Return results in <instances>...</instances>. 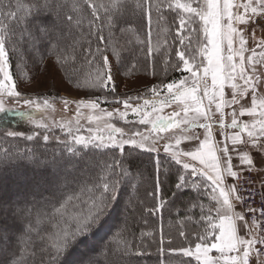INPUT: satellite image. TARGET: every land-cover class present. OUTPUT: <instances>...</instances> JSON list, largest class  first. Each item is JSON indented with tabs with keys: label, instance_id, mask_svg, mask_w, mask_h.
I'll list each match as a JSON object with an SVG mask.
<instances>
[{
	"label": "snow or ice",
	"instance_id": "1",
	"mask_svg": "<svg viewBox=\"0 0 264 264\" xmlns=\"http://www.w3.org/2000/svg\"><path fill=\"white\" fill-rule=\"evenodd\" d=\"M171 12L176 13L173 24L179 22L176 29L179 47L175 52L178 60L173 67L187 75L148 89L153 97L165 93L159 106L148 99L134 106L133 101L142 97L110 101L107 95H92L115 91L109 55L115 58L117 65L121 63V51L113 43L119 39L117 34L143 33L146 39L141 40L139 35L136 39L146 45L147 55L151 56L159 51V47L153 48L151 41L153 14L157 28H162L167 25V14ZM239 25L250 28L256 40V29L264 30V0H247L243 4H235L233 0H0V113L5 114L6 119L15 112L32 125L27 132L6 130L3 134L22 137L27 142L42 139L47 144L55 140L62 146L59 153L54 152L50 158L46 153L37 155L35 149L0 151V174L11 171L17 178L12 190L6 191L0 185V264H73L77 245L104 227L119 202L125 179L131 175L130 165L125 168L124 162L115 156L104 159L105 154L112 149L123 153L126 145L158 152L159 140L171 139L174 144L164 143V153L186 173L179 175L176 189L192 184L198 191L204 189L203 194L211 197V203L207 208L198 205L204 225L202 232L195 233L193 238L184 231L179 233L188 246L166 249L162 237L158 252L181 255L184 258L181 264H193V261L195 264H250L253 254L257 264H264L260 260L261 249L256 247L264 246V235L259 233L255 216L250 224L243 212L234 211L232 200L243 205L247 198L240 195L235 184H226V178L238 176L229 154V139L234 152L240 144H250L256 149L261 162L258 169L253 167L254 161L248 152H238L237 156L248 171H264V110L259 111L251 127L248 123H238L233 111L230 127L238 131L230 136L224 131L228 126L224 123L223 109L240 103L249 92L252 93L251 107L241 106L240 115L257 116L256 90L260 77L256 75L255 62L257 55L264 58V39L257 42L259 53L252 49L251 55L245 57L249 49ZM237 42L239 46L234 47ZM25 49L37 53L41 64L46 56L54 57L53 67L58 64L61 69H66L70 62L95 64L94 78L74 83L77 89L89 93L87 99L71 101L76 105L77 115L80 109L94 112L102 102L123 104V111L115 109L117 116L126 118L131 110L140 117L139 125H151L149 134L137 132L139 140L132 136L124 138L123 130L109 123L106 136L92 128H87L88 135H84L79 119L75 124L36 119L37 113L43 114L50 107L49 98L23 95L11 71V58L23 59ZM246 61L251 72L246 71ZM226 87L231 89V99L226 98ZM59 99L65 106L70 103L63 97ZM8 100L17 104L22 100L32 110L9 108ZM149 105L151 112L145 111ZM173 105L175 108L170 114H160L164 107ZM259 108L264 109V99L259 101ZM217 113L223 141L215 140L213 134V117ZM113 115L100 109V115H90L88 122ZM57 128L63 133V139L55 135ZM195 128L204 130L202 139L187 134ZM177 129L178 135H159ZM245 131L249 140L242 139L241 133ZM153 134L157 135L153 137ZM150 138L151 142L145 143ZM182 141L198 143L181 150ZM191 177L200 180L192 181ZM130 203L128 201L125 207ZM164 205L165 201L160 200L154 208L145 210L159 212ZM247 212L255 213L256 209L248 205ZM5 218L12 219L19 225L18 229L6 230ZM130 231L126 219L116 231L110 232L111 239L83 253L76 264H118L111 258L114 247L122 257L128 258L119 264H132L131 257L143 254L147 245L133 250L128 240ZM168 243L171 244V239ZM213 250L216 255H212Z\"/></svg>",
	"mask_w": 264,
	"mask_h": 264
},
{
	"label": "trees",
	"instance_id": "2",
	"mask_svg": "<svg viewBox=\"0 0 264 264\" xmlns=\"http://www.w3.org/2000/svg\"><path fill=\"white\" fill-rule=\"evenodd\" d=\"M181 2H185V0H181ZM167 15V25L162 28H157L155 14H153L151 41L153 48L155 49L159 47V51H154L151 56L147 55L146 45L139 43L136 39L137 35H139L141 40L146 39V36L143 33H131L126 36H120L119 33L117 34L119 39L113 43L117 46L118 50L121 51L122 59L121 63L117 65L115 58L111 54L109 55V59L112 62L113 76H116V74L127 78L135 75H144L148 78L150 76L151 79H153L152 85L149 86L151 87L161 83L166 84L173 79L178 80L182 75H187V73L177 71L173 67L178 60L175 52L179 47L178 39L176 38V29L179 27V22L177 20L173 24V18L176 15L175 12L168 13ZM165 27L168 29L167 31L164 30ZM27 51L28 50L25 49L23 59H20L17 56L11 58V71L15 79L23 76L24 71L27 72L30 77H35L36 73L42 70V67H45L47 62L53 64L54 57L49 58L46 56L44 63L41 64L38 60L37 53ZM18 63L19 67H17ZM57 66L62 72L64 80L72 86H74V83L77 80L94 78L96 71L95 64L87 65L84 62L75 65L70 62L69 65L66 66V69H61L58 64L55 67L57 68ZM69 77H71V80ZM111 83L115 85L114 92L105 91V93H93L92 95H107L108 99L112 100L116 98L124 99L131 94L130 92L126 93L124 89L121 88L119 84L120 82L116 80L114 81V78ZM83 92L88 98L89 93L85 91ZM55 93V90H51L48 93V96ZM162 94L165 93L162 92ZM102 104L110 105L112 103L102 102ZM31 127L32 126L25 123L24 120H20L13 114H9L5 119V114L0 113V151H3L5 148L11 149V145L15 144L18 146H20V144H25L30 146V148L34 146L36 148L50 146L53 150H57L58 152L61 150L62 146L55 140H50L47 144H45L42 139L39 141L27 142L22 137L12 138L6 137L3 134L6 130L27 132ZM54 132L55 135L61 136L63 139V133L61 131L54 130ZM137 132H142V130L135 132L132 131V133L130 132V135H135ZM82 134L88 135V133L85 132H82ZM129 153H131V155H129ZM113 156L119 157L124 162L125 168H129L130 165L131 173H138L142 177L140 180L141 188L135 193L137 200L142 202V206L145 203L144 200H146V193L149 189V179L147 175L150 174L153 176V181L150 180V185L153 183L152 190L154 192L151 190L152 198H149L151 205H147L146 209L154 208L160 200L165 201L164 207L161 208L159 212L149 213L145 210L147 215L143 217L144 219H141L142 217L140 214L136 216L137 212L140 211V205L138 206V209L133 208L130 212L128 211L131 217L130 223L127 220L129 223L128 226L131 229L128 233V240L131 242L133 250L142 244L147 245V249L143 254L131 257L132 264H181V260L184 259L181 255L169 256L167 252H158V248L160 247L159 241L162 237L164 238L165 243L163 246L166 249L175 248L178 250L181 247L188 246L184 237H181L179 233L184 231L186 235L193 238L195 233L203 231L204 225L200 221V207L198 205L203 204L205 205V208H207L211 203V197L203 194L204 189L198 191L192 184L188 187L177 190L175 185L179 182V175H186V173H184L181 165H176L175 162L171 161L170 157L166 156L164 152H149L144 149L133 148L132 146L126 145L123 153H121L119 149H112L109 150L103 158L108 159ZM148 158L151 160V167L148 164ZM178 169L180 170L179 173L177 171ZM142 174L144 175L142 176ZM10 176L16 175L11 171H6L3 174H0V179L5 184L7 183L8 186L10 184V190H12L16 181L11 184L14 179L10 178ZM191 180L199 182L200 178L191 177ZM134 183L136 187L138 185L140 186L138 181ZM128 187L125 179L123 188L118 196L119 202L116 204L115 210L112 212V214H116L113 215L114 219L120 215V213L117 214L118 206L127 201L124 196L129 192ZM207 191L210 193L211 189L209 188ZM193 205L197 206L194 207ZM111 216L108 218L104 227L96 231L95 235H90L83 241V243L78 244L77 249L81 244H86L89 240L90 243L92 240L91 237H96L98 245L102 242L106 243L108 239H111L110 232L116 231L125 221V218L123 220V217H119L118 221L116 219V224L113 223V221L112 223H108L111 220ZM150 218H152V225H149ZM18 227L19 225L13 221V226L10 230L15 231ZM142 233L145 235L142 236ZM169 239H171V244L168 243ZM111 258L117 261L118 264L120 262L119 258L124 259V257L120 255L119 249L115 247ZM193 264H195L194 261Z\"/></svg>",
	"mask_w": 264,
	"mask_h": 264
},
{
	"label": "rangeland",
	"instance_id": "3",
	"mask_svg": "<svg viewBox=\"0 0 264 264\" xmlns=\"http://www.w3.org/2000/svg\"><path fill=\"white\" fill-rule=\"evenodd\" d=\"M236 2H238V4H243L245 2H247V0H236ZM241 12H243V9L241 8L240 10ZM258 32L256 33L255 31V37L256 40H253L252 38V31L251 30H245V32H243V35L245 36V38L247 39V44L246 47L247 49H249L248 52L245 53V57L251 55V50L252 49H256L257 53H259L261 51V49L257 48V38L261 36L258 35L259 33H261L260 31H264L262 29H258ZM262 38H264V35H262ZM29 52V51H27ZM259 62V65H258ZM114 66V65H113ZM255 69H256V74L257 73H263L264 74V58H261L259 55H257L256 57V62H255ZM246 71L251 72V68L247 65V61H246ZM114 81H118L120 82V86L122 89H124V91L126 93H131L129 94V96L131 97H142V99H140L139 101H133V105L135 106V104L139 103V104H143V100L144 99H148L150 100L152 103H156L157 106H159V100L164 98V94L161 93L160 97H153L151 95V93L148 91V89H150L151 87H149L150 85H152L153 83V79H151V77L149 76L146 77L144 75H135L132 77H123L120 76L118 74H116V76H113ZM14 80L18 83L19 87L18 90L25 96H32V97H48L49 98V103H50V107L45 110V112L43 114L41 113H37L36 114V119H44L45 122H54V123H61V122H68V121H72L73 124H75L76 120L79 119V123L82 127L81 131L88 133L86 131L87 128H92L94 130L99 129V132L97 134H103V135H107L108 133V129L106 127L107 124L111 123L116 127H120L123 132H124V138H128L130 136H132L133 138L139 140L140 136L139 135H130L132 133V131H139L142 130V132L144 133V135H148L149 134V130L151 128V125H139L137 122L140 119L139 116H137L136 114L132 113L131 110H129V114L126 118H119L117 116V114L115 113V109L119 108L121 111L124 110V106L123 104H110V105H103L102 103L100 104V108L95 110L93 112V110L90 109H80L79 110V116L77 115V108L75 103H71V101L74 100H79V99H87L86 94L75 88L74 86H72L71 84L69 85L63 78L62 72L60 71V69L56 67H53V64L51 62H47L45 67H42V70H40L38 73H36L35 77H30L28 75L27 72L24 71L23 76L18 77V79ZM154 86V85H153ZM51 90H55L56 93L48 96V93ZM127 96V97H129ZM59 97H63L65 99H67L68 101H70V103L65 106V104L63 103V101L61 99H59ZM126 97V98H127ZM122 100V98H119ZM109 100V99H108ZM114 100V99H112ZM111 101V100H110ZM6 105L9 108H13L17 111H31L32 109H29L28 106L23 104V101L21 100L19 104L15 103L12 100H8L6 101ZM175 108V105H173V107H164L163 112H161V115H168L170 114ZM100 109H103L105 112H113L114 115L111 118L105 117L102 120L99 121H93L92 123L88 122V117L90 115H100ZM145 111L147 112H151V105H149V107L147 109H145ZM14 116L18 117L20 120H24L25 123H28L24 118L15 115V112L12 113ZM153 116L155 115V113L152 114ZM152 116H149V119H151ZM29 124V123H28ZM30 126H32L31 124H29ZM55 131H60L58 128L54 129ZM131 132V133H130ZM157 134H153V137L156 136ZM159 135H163V136H170V132L168 133H160ZM117 138H120V135L117 134ZM166 140H159L158 144H157V148H158V152L162 151V146L164 144ZM151 142V138L148 141H145V143H150ZM11 149L13 150H25V149H35L37 155H39L40 153H46L47 156L50 158L51 155L55 152V153H59L57 150H53L52 147L50 146H42L41 148L38 147L36 148L25 145V144H20V146L18 145H11ZM147 159V158H146ZM148 164L151 167V160H149L148 158ZM144 174H142L143 176ZM148 177V191L146 193V200H144V205H141V201L137 200L136 198V192L139 190V188H141V176L138 173H131V175L126 179V185L129 186V192H127V194L124 196L126 197L127 201L124 202L123 204H120L118 206V213H120V215L116 218L118 221L119 217H123L122 219L125 220L127 219L130 223V214L128 213V211L130 212L131 209L136 208L138 209V206L140 205V211L137 212L138 216L139 214L141 215V219H144L143 217L145 215H147L145 213V209L147 205H151V202L149 200V198L151 199V195L150 193L152 188H153V183L152 185H150V180L153 181L152 179V174L147 175ZM10 178L14 179L12 183H14L16 181V176H10ZM138 181V184L140 183V186L138 185L137 187L135 186V183ZM0 185H2L4 187V189L10 190V184L9 186L7 185V183L5 184L4 182L1 181L0 179ZM143 187V186H142ZM12 189V188H11ZM153 191V190H152ZM154 192V191H153ZM130 196V197H129ZM128 201H131L130 204H128L127 208L125 207V205L128 203ZM116 214H112L111 216V220L108 223H115L116 224V219H114V216ZM113 218V219H112ZM128 223V224H129ZM149 225H152V218H150V223ZM3 226L6 230L11 232V228L13 226V220L10 218H5L3 221ZM91 242L89 243L86 242V244H81L78 249L76 248V251L73 253L72 256V261L73 264H76L77 261H80L83 257L82 254L83 253H87L92 247L94 246H98V240L96 239V237L92 238L91 237ZM103 243V242H102ZM101 243V244H102ZM100 245V244H99ZM212 255H216L215 250H213ZM120 257V256H118ZM118 259V258H117ZM128 259L127 257H124V259H120L119 261ZM257 264V263H256Z\"/></svg>",
	"mask_w": 264,
	"mask_h": 264
},
{
	"label": "crops",
	"instance_id": "4",
	"mask_svg": "<svg viewBox=\"0 0 264 264\" xmlns=\"http://www.w3.org/2000/svg\"><path fill=\"white\" fill-rule=\"evenodd\" d=\"M233 2L235 4H238V2H236V0H233ZM235 10V9H234ZM241 10V9H240ZM239 29L243 32H245V28L243 25H239L238 26ZM259 28L256 29V33L258 32ZM247 30H251L250 28L247 29ZM242 32V33H243ZM261 33H259L258 35L261 36L257 38V40H261V39H264L262 38V35H264V31H260ZM238 42L237 43H234V47H238ZM237 62H238V58H237ZM258 65H259V62H258ZM256 75H258L260 77V81L257 85V90H256V94H257V100H258V104H257V116L256 117H250L248 115H243L241 116L240 115V112H241V106H243L244 108H250L251 107V95L252 93L249 92L247 96H245L244 98H242L240 100V103L238 104H235V105H232L230 107H225L223 109L224 113H225V116H224V123L225 125H227L228 127L225 128V132L228 133V135L230 136L231 134L235 133L236 131H238V129H233L230 127L231 125V121L233 119V116H232V113L233 111H235L236 113V119H237V122L238 123H248L251 127V124L253 122L254 119H257L258 118V115H259V111H262L264 109H260L259 108V101L264 99V74L262 73H257ZM209 83H210V79H209ZM238 83H242L241 81H238ZM225 94H226V98L227 99H231V89L230 88H225ZM207 103V101L205 100V104ZM212 110L215 111V106L214 104L212 105ZM213 120L215 121L214 125H213V134H214V138L215 140H218V141H223L224 140V136L220 133L219 131V128L216 129L215 126L218 125V122L220 120V116H219V113H217L214 117H213ZM181 127H184L183 125ZM203 132L204 130L203 129H200V128H195L193 129L191 132L187 133L188 135H198L200 136V138L202 139L203 138ZM173 133L175 134H180L179 130H170V136L173 135ZM241 136H242V139L243 140H249V137L247 136V132H242L241 133ZM166 142H171L174 144V139H171V140H168V141H165L164 143ZM198 143V141H182L181 145L179 146L181 150H187L188 146L189 145H194ZM164 145V144H163ZM227 145L229 147V154L232 156V165H233V170L236 171L237 173H241V172H246L248 171L247 170V166L245 165H242L240 163V160L237 156V153L238 152H248V154L253 158V161H254V165L253 167L254 168H259L260 167V160L258 158V154H257V150L252 148L250 144H240V145H237L236 146V151H232V144H231V140L229 139L227 141ZM223 146V144H221V147ZM162 151H159V152H164V149H163V146H162ZM218 156H221V153H217ZM221 166L223 167V159H221ZM258 176H259V179L262 183H264V171H256ZM226 184H235L236 186V183H235V179L233 178H226ZM232 203L234 204V211L235 212H243L242 211V208H241V205L240 204H237L235 202V200H232ZM239 223V222H238ZM241 235H243L244 233L241 232L240 233ZM263 261V260H261ZM250 264H256L255 262L253 263H250Z\"/></svg>",
	"mask_w": 264,
	"mask_h": 264
},
{
	"label": "built area",
	"instance_id": "5",
	"mask_svg": "<svg viewBox=\"0 0 264 264\" xmlns=\"http://www.w3.org/2000/svg\"><path fill=\"white\" fill-rule=\"evenodd\" d=\"M215 128L218 129L219 125H216ZM235 183L240 195L247 198L246 202L241 205L245 219L251 224L253 216H255L259 233L264 235V214H262L264 213V183L260 181L256 171L238 173ZM248 205L256 209V212H247ZM256 247L261 249L260 260L264 261V246L257 245ZM253 262L257 263L255 254L250 259V263Z\"/></svg>",
	"mask_w": 264,
	"mask_h": 264
}]
</instances>
